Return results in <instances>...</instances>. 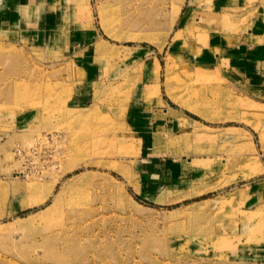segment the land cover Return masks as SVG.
<instances>
[{
  "label": "rangeland",
  "instance_id": "1",
  "mask_svg": "<svg viewBox=\"0 0 264 264\" xmlns=\"http://www.w3.org/2000/svg\"><path fill=\"white\" fill-rule=\"evenodd\" d=\"M38 3L54 32L0 26V264H264V199L221 179L147 198L141 139L123 121L137 90L162 91L195 113L175 135L183 152L219 149L226 172L261 176L264 96L241 95L239 125L252 133L217 148L222 134L199 115H216L218 68L191 55L255 25L248 46L264 50V0Z\"/></svg>",
  "mask_w": 264,
  "mask_h": 264
},
{
  "label": "crops",
  "instance_id": "2",
  "mask_svg": "<svg viewBox=\"0 0 264 264\" xmlns=\"http://www.w3.org/2000/svg\"><path fill=\"white\" fill-rule=\"evenodd\" d=\"M220 4L219 10L226 11L227 5L224 6V2ZM38 6V0H0V26L8 25L9 28L37 32L44 36L49 30L54 32L52 28L55 22L51 18L52 22L45 23ZM214 9L211 12L215 14ZM257 32L259 28L255 25L238 42L224 33L215 34L201 47L200 54L193 51L191 55L199 60L195 62L200 66L218 68L210 72L211 78L216 79V87L212 90L216 95L213 100L216 115L210 119L199 115V121L204 126L216 129L218 137L222 134L217 141V148L225 138L235 142L236 132L241 129L252 133L251 129L239 125L238 119L241 115V95L248 98H254L257 94L264 96V88L257 89L258 80L264 77V50L248 46L249 41L256 38ZM182 43L185 45V42ZM193 113L170 97L166 98L162 91L142 87L131 96L125 106L123 121L142 143L137 162L139 180L136 189L147 198L158 200L165 198L167 191L184 190L196 180L221 179L219 188L228 181L232 189L234 185L238 189L242 188L249 200H263L264 164H261L263 172L258 177L250 176L249 172L229 173L224 162L227 156L219 149L215 153L198 155H189L181 150L175 135H180L182 128L193 125Z\"/></svg>",
  "mask_w": 264,
  "mask_h": 264
}]
</instances>
